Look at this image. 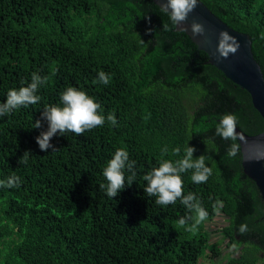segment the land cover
<instances>
[{
	"label": "trees",
	"instance_id": "16d2710c",
	"mask_svg": "<svg viewBox=\"0 0 264 264\" xmlns=\"http://www.w3.org/2000/svg\"><path fill=\"white\" fill-rule=\"evenodd\" d=\"M199 1L249 36L264 75V0ZM174 28L152 0H0V103L33 72L47 77L39 103L0 117V180L21 179L19 188L0 187V264H264L261 194L243 171L241 148L229 157L233 142L215 135L225 114L248 135L264 130L263 119L250 95ZM100 71L108 85L93 83ZM68 87L93 97L117 125L106 119L80 136L57 134L50 143L58 150L41 151L36 137L48 125L35 128L36 121L45 106H62ZM187 146L212 169L206 183L192 182L191 170L182 174L184 194L209 214L194 233L175 223L194 213L179 199L155 204L142 179L161 159H182ZM118 148L136 161V179L112 199L99 185ZM217 201L227 224L211 232Z\"/></svg>",
	"mask_w": 264,
	"mask_h": 264
},
{
	"label": "clouds",
	"instance_id": "9594fccd",
	"mask_svg": "<svg viewBox=\"0 0 264 264\" xmlns=\"http://www.w3.org/2000/svg\"><path fill=\"white\" fill-rule=\"evenodd\" d=\"M198 0H163L161 3V10L169 16L171 23L174 26L183 24L188 15L196 8ZM191 32L194 36L203 35L204 26L194 21L190 26ZM163 30H168V25L163 24ZM224 38H228L226 33H221ZM143 42V41H142ZM234 46L226 47L221 44L219 49L222 57H227L228 53H235L239 44L232 42ZM111 77L104 71L98 73V79L93 83H102L108 85ZM47 82V77H41L36 72L31 75V82L27 86H21L18 89H10L6 96V101L0 103V117L10 114L13 110L20 107H27L35 105L40 102L41 97L37 95L40 86ZM60 102L62 106H45L41 113V119L36 121L35 128L41 127V120L47 122V130L42 131L36 137V143L41 151L47 152L49 149L52 152L58 149L50 143L51 139L57 134L64 136L66 132L74 133L76 136L83 135L86 130H92L96 127H102L105 120L116 126L117 121L113 113H109L107 117L100 114V104L90 97L86 92L75 87H68L60 94ZM237 117L234 114L223 115L215 128V135L224 140H230L233 143L229 146L227 155L229 157H236L239 153L240 145L236 143L239 134L236 131ZM168 149L165 147L161 150L163 156ZM196 151L194 147L187 146L184 149L182 159H177L174 162L171 160L161 159L158 161L159 166L153 167L142 179L147 182L144 187V192L149 197H156L155 204L167 206L175 204L179 199L180 202L194 215L180 217L175 223L177 227L184 228L188 232L198 231V226L201 225L208 218V212L201 206L195 194L189 192L184 194L182 174L191 170V180L194 183H206L208 178L212 175V169L206 166V157L201 155L198 158H193V153ZM29 151H26L20 157L18 163L26 164L29 157ZM176 155H179L180 149L174 150ZM135 160H129V153L123 149L115 150L111 159L107 161L103 168V176L106 183H101L99 189L103 190L109 198L116 197L125 187L136 179ZM125 171L130 173L125 178ZM21 186V179L19 176L12 175L6 180H0V187L2 188H19ZM217 201L213 208L219 212ZM191 222V223H189ZM246 224L239 226V233L241 235L247 232Z\"/></svg>",
	"mask_w": 264,
	"mask_h": 264
},
{
	"label": "water",
	"instance_id": "95a60500",
	"mask_svg": "<svg viewBox=\"0 0 264 264\" xmlns=\"http://www.w3.org/2000/svg\"><path fill=\"white\" fill-rule=\"evenodd\" d=\"M161 9L163 0H152ZM199 22L204 26L203 35L194 36L190 25ZM176 31L188 35L200 51L208 56L210 65L221 71L229 80L244 89L251 98L252 105L264 122V75L253 51L248 35L240 33L218 18L204 3L199 0L196 8L188 15L187 20L178 26ZM221 33L227 34V39ZM233 41L239 44L235 53L227 57L220 55L221 44L231 47ZM244 173L255 182L264 202V130L256 135H248L236 126Z\"/></svg>",
	"mask_w": 264,
	"mask_h": 264
},
{
	"label": "rangeland",
	"instance_id": "374dc122",
	"mask_svg": "<svg viewBox=\"0 0 264 264\" xmlns=\"http://www.w3.org/2000/svg\"><path fill=\"white\" fill-rule=\"evenodd\" d=\"M226 218L227 217L221 211H219L218 214L211 221L206 222V228H208V230L212 232V230H215L218 226L227 224ZM218 238L219 236L212 234V241L215 242L218 240ZM221 249L223 250V253H231L234 251L232 248L227 249L225 245H222ZM237 253H239V250ZM201 264H207V260H203Z\"/></svg>",
	"mask_w": 264,
	"mask_h": 264
}]
</instances>
